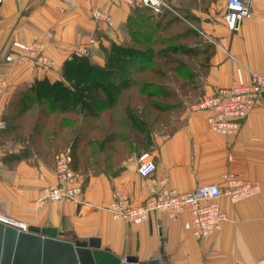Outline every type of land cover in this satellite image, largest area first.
Returning a JSON list of instances; mask_svg holds the SVG:
<instances>
[{"label": "crops", "instance_id": "crops-1", "mask_svg": "<svg viewBox=\"0 0 264 264\" xmlns=\"http://www.w3.org/2000/svg\"><path fill=\"white\" fill-rule=\"evenodd\" d=\"M168 0L173 8L190 11L200 34L213 42L207 75L200 83L202 95H211L230 86L235 69L244 68L264 76V0H254L252 18L242 22L238 32L231 33L222 11L201 10L203 0ZM196 7H191L195 6ZM143 6H130L121 0H2L0 5V123L12 113L9 109L15 95L36 80L50 82L63 79L65 61L78 53L91 38L92 62L103 66V49L111 43L129 41L127 22L132 12ZM63 8L64 10H62ZM99 9L114 19V25L97 21L92 12ZM198 28V27H196ZM202 30V31H201ZM206 34V35H205ZM45 43V54L55 60L53 68L9 62L14 42ZM125 113H118L122 116ZM207 112L187 108L179 114L171 131L156 129L150 123V145L146 149L156 164L151 177L138 172L135 151L126 152L132 140L122 135L121 118L114 125L111 148L100 155L103 163L113 166L111 172L82 175L83 196L80 203L41 202L43 189L56 184L55 163L35 153L10 161L22 145L14 134L0 129V213L29 226L55 227L65 239L100 237L104 248L116 255L137 256L146 262L160 258L161 264H259L264 261V95L241 123L238 134L214 133L207 124ZM157 123V122H156ZM155 123V124H156ZM160 125V124H159ZM161 126V125H160ZM146 144V138L142 139ZM136 146V143L133 142ZM137 150V149H136ZM13 164V165H12ZM236 174L260 185L256 196L232 203L226 196L219 200L228 220L215 235L204 240L193 239L184 229L188 214L172 218L154 212L141 224L114 220L106 210L114 191L125 192L134 205L143 204L164 188L180 193L202 184L222 186L223 175Z\"/></svg>", "mask_w": 264, "mask_h": 264}, {"label": "trees", "instance_id": "trees-1", "mask_svg": "<svg viewBox=\"0 0 264 264\" xmlns=\"http://www.w3.org/2000/svg\"><path fill=\"white\" fill-rule=\"evenodd\" d=\"M168 9L162 14H156L159 22L152 24L155 16L145 14L149 8L137 7L127 22L131 44L114 42L109 48H104L103 66L92 62L90 57L77 53L65 61L62 80L53 83L48 79L36 80L18 92L9 107L12 113L3 118L5 124L3 130L8 134H14L15 140L21 143L23 150L22 153L10 156V161L6 160V163L15 164L20 159L31 157L28 155L29 151L46 158L50 151L60 146L64 148L56 150L53 159L46 160H53L55 163L56 155L70 147L74 170L80 172L82 154L84 163L95 159L92 165L98 166V161L102 160L100 157L102 152L112 149L113 129L119 116L112 108L117 106L123 92L140 85L146 91L151 85L162 87L161 80L167 79L164 72H157L154 69L158 66L154 61L166 57L170 49L162 48L156 51L158 41L155 37L165 20L169 19L170 24L181 22L176 13L184 12L173 7ZM209 47L213 49L212 46ZM171 50L174 52L183 50V54L191 55L194 48L178 46ZM211 54L210 50L208 60ZM163 64H166V60ZM183 65L180 64L179 67ZM147 70L157 74V78L139 77ZM166 85L172 86L173 83L168 82ZM159 89H162L160 94L164 97H177L176 91L171 93L163 92V88ZM145 96L150 95L146 92ZM152 105L159 107L156 103ZM124 113L127 120L123 121L126 123L124 124L122 120L119 122L125 129L124 138H131V146L135 142L138 148L147 152L146 149L151 144L150 122L135 114L128 103ZM145 138L146 144L142 142ZM88 166L85 164L84 168Z\"/></svg>", "mask_w": 264, "mask_h": 264}, {"label": "built area", "instance_id": "built-area-1", "mask_svg": "<svg viewBox=\"0 0 264 264\" xmlns=\"http://www.w3.org/2000/svg\"><path fill=\"white\" fill-rule=\"evenodd\" d=\"M68 2L69 0H59ZM130 6L140 3L143 6L160 11L165 0H121ZM254 0H226L224 22L231 33L238 32L243 21L252 18ZM2 0H0V5ZM170 8V7H169ZM64 10L63 8H61ZM92 17L108 26L114 25V19L107 13L95 9ZM95 44L94 39L79 48V55H87ZM15 51L7 56L9 62L21 65L43 66L53 68L55 60L45 54V43L33 40L28 43L14 42ZM264 95V76L251 73L246 78L244 68L235 69L233 80L228 87L219 89L211 95H205L192 106L194 111L207 112V124L214 133L233 136L238 134L241 123ZM5 124L0 123V129ZM54 173L56 184L43 189L41 202L80 203L83 196L81 174L73 168V155L70 147L59 152L55 157ZM156 171V164L149 152L138 156V172L144 177H151ZM260 185L245 180L231 173L223 175L222 186L219 184H202L192 191L180 193L177 190L164 188L156 196L148 198L143 204L134 205L123 191H114L106 206L114 220H125L132 224H141L148 220L154 212H164L172 218L187 213L185 231L195 240H204L215 235L228 220V215L220 205V198L226 196L232 203L242 202L259 194ZM0 222L15 227L20 231H28L25 221L0 213ZM259 264H264L260 261Z\"/></svg>", "mask_w": 264, "mask_h": 264}, {"label": "rangeland", "instance_id": "rangeland-1", "mask_svg": "<svg viewBox=\"0 0 264 264\" xmlns=\"http://www.w3.org/2000/svg\"><path fill=\"white\" fill-rule=\"evenodd\" d=\"M191 1L184 0V4L189 5ZM225 0H203L201 4L198 6L201 10L205 11L207 8L211 9L213 13H218L222 11V4H224ZM168 0H165V4L160 7V11H155L152 8H149V11H146L145 14L147 16H155L152 19V24H157L159 22V18H156V14H162L164 10L172 7L169 5ZM146 7V6H145ZM191 7H196L191 6ZM175 9V8H174ZM151 10V12H150ZM169 10V9H168ZM178 10V9H175ZM176 16L179 18V21L174 24L169 23V19L163 22L162 28L157 30V36L155 40L158 41V45L155 50L170 49V52L166 53V57L159 59L160 61H154L158 66H155L154 69L157 72H164V76L167 79H162L161 86L156 87L155 85H151L147 87V91L139 87H134L133 89H129L119 98V102L117 106L112 108V111L115 113H124V109L126 104L133 108L135 114L143 117V119L147 120L152 124V131L156 129H161L163 131H171L172 126H176L175 122L179 118V114L181 111L190 108L192 110V106L195 105L198 101L202 99L204 94L202 95V90H200V83L203 81V78L207 75L208 69V53L210 50L213 52V41L208 39L206 36L200 34L199 26L194 21V14L190 11H177ZM168 25V26H167ZM195 27H198L195 29ZM202 31V30H201ZM206 35V34H205ZM94 39V38H91ZM95 40V39H94ZM96 44V40H95ZM94 44V45H95ZM123 44H131V42L126 41ZM178 46L193 47V53L191 55L183 54V50L179 52H174L171 48H175ZM209 46H212L210 48ZM208 52V53H207ZM91 52L89 54L84 55L90 57ZM104 55V52H103ZM166 64H163L165 62ZM162 64V65H161ZM180 64H184L183 67H179ZM161 65V68L160 66ZM141 78L144 77H153L152 79L157 78V74H153L151 70H147L143 75L139 76ZM150 80V78L148 79ZM151 81V80H150ZM168 82L173 83L172 86L166 85ZM163 88L164 91L169 92H177V97H164L160 94ZM148 93L150 96H145V93ZM175 92V93H176ZM166 93V92H165ZM152 94V95H151ZM167 94V93H166ZM157 104L159 107H155ZM115 110V111H114ZM122 122L125 124L126 122L123 120L126 119V115H119ZM157 122V123H156ZM156 123V124H155ZM161 126H160V125ZM125 130V129H124ZM124 132L122 133V135ZM127 134V133H126ZM16 137V136H15ZM14 137V140H15ZM96 137V136H95ZM142 141V140H141ZM143 142V141H142ZM144 143V142H143ZM17 144V143H14ZM12 142L10 144V148H3L5 151L8 150V156H11V145H14ZM21 144V143H20ZM64 147H56L54 150L50 151V154L46 156L45 159H53V154L58 149H63ZM96 148V147H94ZM126 152L136 151L137 153L143 152L140 148L133 145L131 143L125 146ZM23 146L21 148L20 153H22ZM148 152V151H147ZM86 153V152H85ZM89 153V150H88ZM13 154V153H12ZM34 152L29 151L30 156H33ZM84 156L82 154L81 158V167L80 173L82 175H96L98 173L103 172H111L113 170V166H106L103 164V161H98V166L92 165L95 159L88 160V162L84 163ZM89 165L87 168H84V165ZM99 171V172H97Z\"/></svg>", "mask_w": 264, "mask_h": 264}, {"label": "water", "instance_id": "water-1", "mask_svg": "<svg viewBox=\"0 0 264 264\" xmlns=\"http://www.w3.org/2000/svg\"><path fill=\"white\" fill-rule=\"evenodd\" d=\"M55 227L30 226L28 231L0 222V264H161L137 256L116 255L100 237L65 239Z\"/></svg>", "mask_w": 264, "mask_h": 264}]
</instances>
